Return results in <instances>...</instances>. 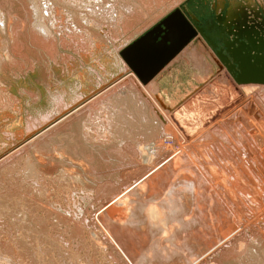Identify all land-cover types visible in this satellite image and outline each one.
<instances>
[{
    "label": "rangeland",
    "instance_id": "obj_1",
    "mask_svg": "<svg viewBox=\"0 0 264 264\" xmlns=\"http://www.w3.org/2000/svg\"><path fill=\"white\" fill-rule=\"evenodd\" d=\"M76 1L77 0H75L74 2ZM91 1H93V3H90L89 1V3H86L87 1H85L82 4L81 1H77V3H73L74 7H76L75 4H77L78 6L75 9H73V6H71V8L69 5L68 7L67 4L64 3L63 8H60L62 13H57L61 17H59L58 15L56 17L54 11V13H49V16L47 15V12L44 13L45 21L52 14L53 19L55 17L59 19L61 18L62 20L64 19L63 21L60 19L61 23H64H62L63 25L60 23V26L62 25L63 29H61L59 26L57 27L58 29L54 27L55 29L53 28V31L51 28V34L54 37V43L57 50L54 55H49L42 45L32 41L31 39L32 35L30 34L32 32L30 31V29L32 27H29L30 20L27 15L28 10L31 8L30 4H28L29 1L0 0V11L3 13L4 20L2 21L4 25L0 27V64L2 63L0 65V169H2V166L8 164L15 166L13 165L14 162V164H16L19 169L17 173H20V176L19 178L17 177V179L19 180L22 178L21 181L19 180L20 182L15 179L7 182L5 180L6 185L2 181L3 179L0 180V183H2L0 184V187L3 186L2 188H0V193L3 194L5 192L4 195H8V193L6 192L15 191V193L17 192L18 194L23 193V197L27 196V199L25 198L27 202L26 206L24 207V210L26 211V213H24V216H27L28 219L33 221L36 219H41L50 222V226H48L49 229L47 231L49 236H54L56 235L55 232H58L59 235L56 236H58V239L60 238L59 242H64V244L68 242V244H66L70 248H68L69 251H71L72 249V251L74 250L75 252H77V249L79 247L78 252L79 254H81V256H83V260L79 264H109L110 260H108V257H111V260L113 261H111V264H134L135 261V264H177V261L179 262V264H181L182 259H176L178 257L177 255L181 253L182 255L184 254V257L187 256V259L189 260L193 258V261H195L194 264H198L197 262H200L204 258V255H202L205 254L204 250H200L203 251V253L201 252V258L200 254H194L193 257V255L189 254L188 252L186 254L183 253L187 251L185 245L182 246V244H180V241L178 240H175L176 244L175 241H172L176 236L175 231L179 229L176 228L175 230H173L172 223L174 221V224H176L184 216V218L186 219H193L194 222H198L201 229L200 231H203V233H201L204 234L202 235L199 232V239H202V242L208 241L209 243H207L209 245L211 242V244H213L217 241L216 239L219 236V234L217 233L220 227V223L222 222V218L228 219L229 221L231 219V222H235L238 217L240 223L243 219V215L241 212L248 211L254 207H264V103L258 101L261 99H257V101L255 100L256 109L248 108L247 110L241 111L239 108L238 110L240 111H237V114L229 117V120L226 119V117L224 118L223 115L227 114L229 111H231V109L234 110L235 106L236 108H238L239 103L242 101V99H244L246 93L239 86L240 83L235 80L234 74L227 69L226 65L217 56L215 50L198 31L196 32L197 34L194 36V38L190 40L188 45L183 47L180 53H178V55H176L158 74L154 76V78L156 79L150 87V82L154 80V78L147 84H143L137 77L135 72L131 69V67L122 58L121 51L128 45H130V43L145 35L149 30L155 28L165 17L171 14L174 10H180L192 25L197 23L196 25L199 24L200 27L205 26L206 22L216 23L215 16L217 14L223 15L227 18L229 16V22H234L237 19V22L235 23L239 27H244L243 25H245V23L250 24L245 25V27H250L253 24L258 23L264 24V0H179V2H177L173 6H168L166 3L167 1L163 2L159 6L156 4V2H152L146 4L144 7L142 5V14L137 16L131 13H125L123 15L124 10H126L124 6L127 4V2H129V5H132L135 3H139L140 0ZM84 3H86L90 7H86V4L84 6ZM104 3H106V5ZM82 5L83 7L89 8L90 11L92 10L93 12H88L89 10L84 8L85 10H87L85 11ZM101 5H104L103 9ZM111 6L112 9L109 12H106V9L110 8ZM216 6H218V8ZM245 6H248L249 9ZM79 7H81L82 9L79 10ZM243 8L247 11V13L241 11ZM250 9L260 10V15L254 16L250 14L248 12ZM79 12L82 14H80ZM103 12L108 14H103ZM72 13H74V15ZM115 14L119 16L115 17ZM91 15L93 16L91 17ZM122 15L124 17L128 16L127 23H125V20H120V22H118V18ZM76 16H87L85 18L89 19L88 21H86L87 19H85L84 22L86 23L84 24V22H81L83 20L81 18L78 19ZM109 16H113L114 19H109ZM68 17L69 25L66 24L68 23ZM192 18H195V20ZM257 18H259L260 20H258ZM106 19L112 21L111 24L110 22L108 24V21H105ZM19 21L21 23H19ZM115 21L117 23H115ZM88 22L90 25L88 24ZM93 22H96L95 25L93 24ZM101 23L103 25H101ZM5 24L10 25L9 27L11 28V30H9L10 28L8 29V26ZM239 24H242V26H240ZM69 26L73 29L69 28ZM109 26H113L114 28H110ZM64 27L67 28L65 29ZM1 29L3 32L1 31ZM7 29L9 33H7ZM84 29L86 30L87 34H85ZM255 29L257 31L259 30L258 27H256ZM55 30H57V33ZM10 32L13 38L12 40L10 38ZM12 32H14V35L12 34ZM71 32L72 34H70ZM209 32L207 33L210 35ZM74 34L75 36H73ZM252 35L254 34L252 33ZM63 38L65 41H63ZM10 40L13 42L12 44ZM62 42L64 44H62ZM215 43L219 46V48L222 45L218 41H215ZM41 47L43 49H41ZM5 52L6 54H4ZM187 53H190V55H188ZM179 55L181 58L174 61V59H176V57H178ZM261 63L264 62L262 61ZM255 68L261 69L262 64L258 63L257 65H255ZM205 69H208L205 73V75L207 74L208 77L204 75V82H202L201 80L197 79L195 73H200ZM223 72H226L225 74L228 75L232 80V83L235 86L234 91H231L229 94H227L226 97L222 99V101L206 99L204 103L206 104L208 110L205 109L204 114L202 111H199L194 114L195 116H191L185 112L180 111L183 102L187 101L191 96L201 90L200 88H202L206 83L212 82L216 76L221 75V73ZM131 76L136 77L137 81L141 86H143V88L144 86L147 87L146 91L148 92V95H153V102H156L154 105L156 107V110L164 112L165 116L167 115L166 118L162 120V122L167 121V123H171L173 128L172 130H175L177 133L176 134L175 131L174 133L173 131H168L169 133L167 134L171 137L165 134L164 131L166 130V128L164 127V123L161 126L160 131L157 130L160 133L159 135L158 133L155 135V140L160 139L162 141H157V143L159 144L158 153L160 155L155 154L151 151L153 154V158L151 157V160L148 159L149 161H146V159L148 158V152L145 151V153H140L145 154L142 156L143 161L141 159L136 160L132 156L133 153L131 148H129L130 144H133V142L135 141L132 139L128 140V135L131 138V134H129L127 126L123 128V120L120 121V123L118 122L121 119L117 121L119 125L116 122L118 126L115 127L114 125H112L113 128L111 126H108L106 121L105 126H103L104 123L102 122L104 120H102V130H107L104 132V134H106L107 136L104 135L101 137L105 138L102 139V143L99 139L93 141L95 138H92V140L90 141L89 136L88 138L84 137V133L82 132L83 129L80 130L81 126L84 123L82 121H85V118L82 117V115H78V121L74 119L72 122L67 124L65 123L63 126L61 125L58 127L61 121L63 122V119H65L70 112L76 111L82 106V104L89 103L90 101H92V99L93 101H95L99 96V92L114 87V84L116 85L119 82L121 84H124V81H126L127 77L129 78ZM245 84L248 83L245 82ZM263 86L264 84H262L251 93L256 92ZM230 94H234V96L232 95V97ZM161 100L164 105L159 104ZM208 101L210 102V104ZM98 103L96 102L95 104H92V107L90 108H96V106H98ZM124 104L125 105H123L122 103L118 104L120 106L115 104V106L117 109L121 107L123 111H127L129 108V110L127 111L129 112L132 108V105L129 102H126ZM208 113L209 116L206 117ZM133 114L134 121L132 122V119L131 122L134 124H136L137 122L139 123L138 116L135 114V112H133ZM202 115H204L205 117H203ZM150 117H152L151 114ZM170 120L172 122H170ZM199 121L202 122L200 123ZM216 121L219 122L215 126L217 127V125L220 126L221 124L223 130L214 131L216 127L213 130L208 129V127H211V125ZM110 128L111 130H108ZM116 128H123L120 132H122L124 136L126 134L128 139L124 137L122 133V135L120 136V132H118L119 130ZM116 130H118V133L114 134L116 133ZM108 131L113 134H108ZM134 133H136V131L133 132V135ZM116 135H118L119 137L116 138ZM173 135L177 136H174L175 140ZM232 135L234 136V138L232 137ZM178 137H181L182 139L179 140ZM34 138H36V142L34 141L35 143H32ZM187 141L189 143H187ZM149 143H151V141H149ZM28 159L35 164L37 168V176H29L28 178L25 177L26 175H24V173L22 172L25 160ZM193 160L195 161V163ZM187 161L189 164L187 163ZM143 165L146 167H144ZM193 165H195L194 168L197 167L195 169L199 172L193 169ZM206 166L209 169H207ZM142 168H144V170L146 171H143ZM191 169L194 171V173H197L196 176H200L199 178L202 180V182H206L207 185L210 184L208 187H210L211 189L207 188V185H205L206 183H202L201 181L195 182L193 180V182H195L193 183L191 180L193 178V171H190ZM16 170L15 174H17ZM208 170L211 171V174ZM173 171L176 173H174ZM191 172L192 174H190ZM187 173L190 175L188 176ZM172 175H177V178ZM201 177H203V179ZM204 179H207V181L209 182L205 181ZM187 180L190 181V187L184 190L186 188V185L184 188L182 184ZM167 181H169V183ZM180 181L182 182L181 185ZM218 181L219 183H222H220L222 188L220 187ZM40 182L44 184V188L40 192H38V194H36L37 191H39L36 187L41 185ZM28 183L30 186L28 185ZM174 183L177 185L179 184L180 188L184 189L179 190V185L177 186ZM33 188L35 189L32 190ZM18 189L19 191H17ZM22 189H29L30 191L26 190L24 192V190L22 191ZM174 191L177 195L173 194L175 193ZM193 191L195 195L193 194ZM211 191L213 192V194L216 192L217 194H215L218 195L220 199L217 198L215 194V196H212ZM41 192H43V194ZM187 193L188 195L191 193L192 196L191 201L188 202V207H186L187 205L181 206L179 203L178 211H175L177 208L174 210L172 206L169 205L167 198L169 199L170 196H173L176 198L174 199H178L179 202L181 201V199H184V197L188 196ZM181 196L184 197L181 198ZM229 197L230 199H227ZM212 199H214V201ZM192 200L193 202L195 201L196 206L202 205L196 209L197 213L191 210V208H194V205H192ZM219 200L220 202L217 203V201ZM221 200H223V202ZM110 201L113 202L111 203ZM18 205L16 206L19 208L10 207L9 212L11 214L8 213L9 216L8 214H5L6 217H11V215L15 216L16 212L22 209V207ZM225 205L229 206L225 207ZM114 206L117 207L115 208ZM201 207H207V209L204 210L206 212L208 211V213H204V210ZM223 207L225 210H227L228 208V212H225V210L223 212ZM199 208L203 210V212ZM123 210H126L125 212L129 213L128 216H126L127 213L123 212ZM217 210H219L220 213ZM230 211L232 212L229 214ZM121 212H123L124 214ZM199 213L201 215L203 214V217L200 216L202 219H200V217L198 216L200 215ZM233 213H237V217L235 215L233 216ZM263 213L264 212L259 213L258 209L256 210V212H254L257 217H255L253 213H250L252 215H249L248 219L246 218L248 222L250 220V223L252 221L254 222L255 229L257 227L259 228H257V231L252 228L258 234L259 232H261V229L263 227V225L261 224V219L258 218ZM115 215L119 216H117L116 219H121L123 215V218L135 217L134 219L136 221H140L143 226L146 225L144 229L146 231H149L151 237L150 235L147 236L146 234L148 233H146L145 235L147 236V239H145L146 236L144 235L143 240L146 241L150 240L149 238H151V242H155V245L152 244V248L154 249L151 251L148 249L149 251L146 252V254L144 253L143 255H138L141 252L140 250L142 249V247H137V245H135L134 247H136L137 254L133 256L126 252L124 253L123 250H120L122 252H119L118 250L114 249L109 243H106L105 238L108 235V231L107 229H105L106 227H103L102 224H105L107 221H109L108 219H114ZM205 216H209L207 218L211 217V219H214L215 221L206 219ZM229 216L232 217L229 218ZM144 217L147 219H144ZM141 220H143L146 224L144 225L143 221ZM217 220L221 221L219 225L217 224ZM257 220L260 223H258ZM67 221H69L71 224L69 222L66 224ZM208 221H212V223H209ZM237 221L236 223H238ZM51 222H55L56 224L54 223L55 225H52ZM234 222L232 223L234 224ZM76 224H83L84 226L82 225V227L87 226L85 228L86 230H84L91 236V240H87L88 238H90L88 234H86L84 240H86L85 242H92V240H94L96 242L94 247L90 243V246L92 247L89 246L85 250V247L78 244V240L80 243H82V241H80L82 240L81 237H78L79 239L71 238L73 237V235L70 236L73 233V226L74 228L78 229V226ZM91 224L94 225V228ZM67 225L68 227H66ZM52 226L54 227L52 228ZM150 226L151 228L154 226L155 227L151 229ZM71 228L72 231L70 230ZM186 228L187 229L185 230L187 231H190L192 233L195 232V234L197 233L194 226ZM181 229L182 228L180 227V230ZM252 231L250 230L249 232L252 233ZM143 232H140L141 237H143ZM249 232L246 233L247 236L250 235ZM214 234L217 235L214 236ZM127 238L131 239L129 235ZM56 243L58 244V241ZM70 244L72 245V248ZM97 245H105L106 249L98 252L99 250L96 247ZM162 250H165L167 252H162ZM169 250H171L170 253H168ZM178 250L179 253L177 254ZM51 252H55L54 260H57L56 262H53H55L56 264H68L66 260L67 254L65 251L57 253V251L52 250ZM86 253L91 254L92 256H89V258H87L84 256L86 255ZM175 255L176 257H174ZM218 255L219 253H214V256L213 254H209L207 256L208 258L213 259L218 257ZM136 256H139L140 258H137ZM91 257L93 258L91 259ZM46 258H49V256H47ZM94 258L97 259H95V262L93 261ZM128 258L130 260L133 258L135 261H133V259L130 261ZM172 258L174 260H172ZM26 259L31 260L28 256L26 257V255H24V262H26L27 264H33L28 263L29 260L27 261ZM91 260L93 262H91ZM171 260L172 262H170ZM189 260H183V262H188ZM50 262L51 261H49V263ZM183 262L182 264H185ZM224 264L247 263L233 260L228 263L225 262Z\"/></svg>",
    "mask_w": 264,
    "mask_h": 264
},
{
    "label": "bare ground",
    "instance_id": "obj_2",
    "mask_svg": "<svg viewBox=\"0 0 264 264\" xmlns=\"http://www.w3.org/2000/svg\"><path fill=\"white\" fill-rule=\"evenodd\" d=\"M27 1H29V3L28 4H30V9L28 10V17H29V20H30V25H29V27H32L31 29H30V31L32 32L30 35H32V37H31V39H32V41H34V42H37V43H39L40 45H42L43 47H44V49L47 51V53L49 54V55H54L55 54V52H56V46H55V41H54V37H53V35L51 34V28H52V30L54 31V29L55 28H57V27H59L60 26V23H61V20L59 19V18H56L57 17V15L59 14V13H62V11L60 10V8H63V5H64V3L65 4H67V6L69 5L70 7L71 6H73V9H75L76 7H78L77 6V4H75L76 5V7H74V5H73V3H77V1L79 2V1H81V4L83 3V2H85V1H87L86 3H93V1H91V0H77L76 2H74L75 0H27ZM89 1V2H88ZM99 1V0H98ZM165 1H167L166 3H167V5L168 6H173V5H175L177 2H179V0H143V1H141L140 0V2L139 3H135V4H132V5H129L128 3L129 2H127V4L124 6L125 7V9L126 10H124V13H123V15L125 14V13H131V14H133V15H135V16H137V15H141L142 14V8L146 5V4H148V3H152V2H156V4L159 6V5H161L163 2H165ZM86 3H84V6H85V4ZM96 3V2H95ZM101 3V2H100ZM100 3H99V5H100ZM109 3V2H108ZM237 3H240V2H237ZM105 5H106V3H104ZM6 5V4H5ZM80 5V4H79ZM92 5V4H91ZM96 5V4H95ZM98 5V6H99ZM142 5H143V7H142ZM238 5V4H237ZM240 5H242V4H240ZM68 6V7H69ZM89 5H87L86 4V7H88ZM94 6V5H93ZM92 6V7H93ZM102 6V9H103V6L104 5H101ZM117 6V5H116ZM115 6V7H116ZM120 6H122V5H120ZM3 7H5V6H3ZM82 7H83V5H82ZM86 7H83V9L85 8V9H87V10H89L88 12H93L92 10L90 11V9L89 8H86ZM90 7V6H89ZM100 7V6H99ZM123 7V8H124ZM241 7V6H240ZM246 8H248V6H245ZM72 8V7H71ZM107 8V7H106ZM105 8V9H106ZM1 9V8H0ZM78 9V8H77ZM76 9V10H77ZM80 9H82L81 7H79V10ZM84 9V10H85ZM99 9V8H98ZM97 9V10H98ZM101 9V10H102ZM112 9V6L110 7V8H108V9H106V12H109L110 10ZM249 9V8H248ZM87 10H85V11H87ZM164 10V9H163ZM9 11V10H8ZM55 13H54V12ZM73 11V10H72ZM84 11V12H85ZM99 11V10H98ZM105 11V10H104ZM118 11V10H117ZM117 11H116V13H117ZM121 11V10H120ZM125 11H127V12H125ZM241 11H244V12H246L247 13V11L246 10H244V8L241 10ZM252 11H256V10H252V9H250L248 12L250 13V14H252ZM6 12V11H5ZM47 12V15L50 13H54V14H56V17L53 19V14L52 15H50V17L45 21V15H44V13H46ZM65 12H66V10H65ZM162 12H164V11H162ZM161 12V13H162ZM58 13V14H57ZM76 13V12H75ZM80 13V12H79ZM99 13V12H98ZM102 13V12H101ZM115 13V12H114ZM15 14V13H14ZM63 14H66V13H63ZM68 14V13H67ZM70 14V13H69ZM73 15H74V13H72ZM77 14V13H76ZM80 14H82V13H80ZM80 14H78V15H80ZM84 14V13H83ZM92 14H94V13H92ZM103 14H106L105 12H103ZM108 14V13H107ZM106 14V15H107ZM130 14V15H131ZM46 15V16H47ZM71 15V14H70ZM77 15V16H78ZM85 15V14H84ZM87 15V14H86ZM89 15V14H88ZM96 15V14H95ZM120 16L118 19V22H120V20H125V23H127V17H124V16ZM129 15V16H130ZM49 16V15H48ZM59 17H61L60 15H58ZM76 16V17H77ZM83 16V15H82ZM77 17L78 19L79 18H81L83 21H81V22H84V20L85 19H87L86 21H88V19L89 18H85V17H87V16H85V17ZM93 15H91V17H92ZM101 16V15H100ZM117 16H119V15H117V14H115V17H117ZM10 17V16H9ZM89 17V16H88ZM90 17V18H91ZM97 17H99V16H97ZM106 17V16H105ZM131 17V16H130ZM129 17V18H130ZM247 17H248V15H247ZM259 17V16H258ZM6 18V17H5ZM47 18V17H46ZM63 18V17H62ZM72 18V17H71ZM109 19H112L113 18V16H109L108 17ZM18 19V18H17ZM68 20H67V22L69 21V17L67 18ZM97 19V18H96ZM114 19V18H113ZM229 19V16H228V18H227V20ZM258 20H260L259 18H257ZM8 20V19H7ZM10 20V19H9ZM12 20V19H11ZM28 20V19H27ZM64 20V19H63ZM62 20V21H63ZM92 20V19H91ZM94 20V19H93ZM132 20V19H131ZM2 21H4L3 20V13L0 11V27H2L4 24H3V22ZM14 21V20H13ZM16 21V20H15ZM77 21V20H76ZM79 21V22H80ZM108 24H109V22H110V24H111V22L112 21H109L108 19H106L105 20ZM122 21V22H123ZM97 22H98V20H97ZM121 22V23H122ZM232 22V21H231ZM235 22H237V19H236V21H234V22H232V23H235ZM10 23V22H9ZM8 23V24H9ZM19 23H21L20 21H19ZM63 23V22H62ZM61 23V24H62ZM86 22H84V24H85ZM96 23V22H95ZM95 23L93 22V24L95 25ZM103 23H104V21H103ZM115 23H117L116 21H115ZM128 23H129V21H128ZM15 24V23H14ZM13 24V25H14ZM64 24V23H63ZM62 24V25H63ZM67 25H69V22L68 23H66ZM78 24V23H77ZM88 24H89V22H88ZM91 24H92V21H91ZM124 24V23H123ZM5 25H7V24H5ZM16 25H18V24H16ZM60 26V28L61 29H63L62 27L63 26ZM90 25V24H89ZM100 25V24H99ZM101 25H103L102 23H101ZM245 25H250V24H246L245 23ZM258 24H253L252 26H257ZM260 26V28L262 29V31H264V24H262V23H260L259 24ZM8 26V29L10 28L9 26L10 25H7ZM19 26H21V25H19ZM64 26H66V25H64ZM74 26V25H73ZM93 26V25H92ZM123 26V25H122ZM195 26H197V25H195ZM12 27H14V26H12ZM16 27H18V26H16ZM15 27V28H16ZM55 27V28H54ZM75 27V26H74ZM77 27V26H76ZM94 27V26H93ZM110 27V26H109ZM113 27V26H112ZM112 27H110V28H112ZM54 28V29H53ZM59 28V29H60ZM65 28V27H64ZM67 28V27H66ZM65 28V29H66ZM69 28H71V29H73L72 27H70L69 26ZM68 28V29H69ZM104 28V27H103ZM108 28V27H107ZM114 28V27H113ZM241 28H243V29H246V28H244V27H241ZM248 28V27H247ZM8 29H7V31H8ZM14 29V28H13ZM13 29H12V31H13ZM58 29V28H57ZM64 29V30H65ZM70 29V30H71ZM76 29H78V28H76ZM79 29H81V28H79ZM83 29V28H82ZM6 30V29H5ZM9 30H11V28L9 29ZM29 30V29H28ZM75 30V29H74ZM73 30V31H74ZM85 30V29H84ZM103 30V29H102ZM114 30V29H113ZM118 30V29H117ZM197 30V29H196ZM1 31H2V29H1ZM15 31V30H14ZM17 31V30H16ZM56 31V33H57V30H55ZM63 31V30H62ZM67 31V30H66ZM72 31V30H71ZM76 31V30H75ZM74 31V32H75ZM78 31V30H77ZM198 32H199V30H197ZM261 31V30H260ZM3 32V31H2ZM59 32V31H58ZM80 32V31H79ZM82 32V31H81ZM85 32V34H87V32H86V30L84 31ZM7 33H9V31L7 32ZM18 33V32H17ZM29 33V32H28ZM67 33V32H66ZM76 33V32H75ZM109 33V32H108ZM200 33V32H199ZM12 34L14 35V32H12ZM70 34H72V32L70 33ZM2 35V34H1ZM8 35V34H7ZM60 35V34H59ZM66 35V34H65ZM69 36V35H68ZM73 36H75V34L73 35ZM81 36V35H80ZM83 36V35H82ZM71 37V36H70ZM10 38H11V40L13 39L12 38V35H11V32H10ZM59 38V37H58ZM85 38H86V36H85ZM30 39V40H31ZM3 40V39H2ZM10 40V41H11ZM60 40H62V39H60ZM59 40V41H60ZM87 40H88V35H87ZM114 40V39H113ZM5 41V40H4ZM63 41H65L64 40V38H63ZM68 41V40H67ZM73 41V40H72ZM71 42V41H70ZM75 42V41H74ZM88 42V41H87ZM13 42L11 41V44H12ZM15 43V42H14ZM67 43V42H66ZM155 43H158V42H156V41H153L152 39H149V38H147V39H145V42H143L142 43V45H140L139 47H138V49L136 50V53L134 54L135 55V59H140V60H136L138 63H141V69L142 70H145L147 67H149V64L150 63H152L153 62V60L151 59V56H156V54L158 53V51L160 50V46H157V45H155ZM5 44V43H4ZM19 44V43H18ZM62 44H64L63 42H62ZM96 44V43H95ZM17 45V44H16ZM71 45V44H70ZM72 45H73V43H72ZM131 45V44H130ZM11 46V45H10ZM14 46V45H13ZM37 46V45H36ZM64 46V45H63ZM62 46V47H63ZM240 45H238V46H236L235 47V49L233 50V51H235L238 47H239ZM18 47V46H17ZM68 47V46H67ZM83 47V46H82ZM41 49H43L42 47H41ZM10 50H11V48H10ZM74 51V50H73ZM183 51V50H182ZM3 52H4V49H3ZM14 52V51H13ZM188 52V51H187ZM180 53V52H179ZM4 54H6V52L4 53ZM184 54H185V52H184ZM188 55H190V53H187ZM17 55V54H16ZM178 55V54H177ZM22 56H24V55H22ZM68 56V55H67ZM0 57H1V55H0ZM8 57V56H7ZM175 57V56H174ZM173 57V58H174ZM186 57V56H185ZM181 57H180V55L178 56V57H176V59H174V61H176L177 59H180ZM1 59V58H0ZM4 59V58H3ZM220 59V58H219ZM9 60V59H8ZM221 60V59H220ZM2 61V60H1ZM12 61V60H11ZM174 61H172V62H174ZM243 62H244V64H245V59H243L242 60ZM254 64H251V66H249V67H251L252 68V70L253 71H255L257 68H255V65H257V59L256 60H251ZM5 62V61H4ZM171 62V63H172ZM223 62V61H222ZM224 63V62H223ZM2 64V63H1ZM0 64V65H1ZM225 64V63H224ZM232 64V63H231ZM231 64H229L230 66H231ZM226 65V64H225ZM252 65H254V66H252ZM227 67V66H226ZM237 68V67H236ZM227 69L230 71V72H235L236 73V75H238V71H240V70H236L235 68H234V66H232L231 67V69H229L228 67H227ZM208 69H205V70H202L200 73H195V75H196V77H197V79L198 80H201L202 82H204L203 81V77H204V75H205V73H206V71H207ZM161 71V70H160ZM210 72V71H209ZM226 72H223V73H221V75H219V76H216L215 77V79L212 81V82H208V83H206L202 88H200L201 90H199L197 93H195L193 96H191L187 101H185V102H183V104H182V106H181V108H180V111L181 112H185V113H187L188 115H191V116H193L196 112H199V111H202L203 112V114H204V110L205 109H207V106H206V104L204 103L205 102V100L206 99H213V100H220V101H222V99L223 98H225L226 97V95L227 94H229L231 91H234V88H235V86H234V84L232 83V80L230 79V77L228 76V75H226L225 74ZM136 74V73H135ZM158 74V73H157ZM211 75V74H210ZM235 75V76H236ZM128 76V75H127ZM205 76H207V74L205 75ZM138 77V76H137ZM208 77V76H207ZM139 78V77H138ZM154 78V77H153ZM152 78V79H153ZM140 79V78H139ZM152 79H150V81L152 80ZM155 79L156 78H154V80H152L151 82H150V85H149V87L154 83V81H155ZM195 80H196V78H195ZM207 80V79H206ZM205 80V81H206ZM209 80V79H208ZM119 81V80H118ZM121 81V80H120ZM123 81V80H122ZM141 81V80H140ZM117 82V81H116ZM115 83V82H114ZM148 83V82H147ZM146 83V84H147ZM248 84H245V82L244 83H241V84H239V86L245 91V93H246V96L244 97V99H242V101L239 103V105H238V108H236V106H235V109L233 110V109H231V111H229L227 114H225V115H223L224 116V118L226 117V119H228L229 120V117H231V116H233V115H235V114H237L238 112L237 111H243V110H247L248 108L249 109H251V108H253V109H256V103H255V100L257 101V99H261V100H258V101H261L262 103H264V86L263 87H261L260 89H258L256 92H254V93H251V92H253L254 90H256L258 87H260L262 84H264V83H254V82H247ZM123 84V83H122ZM120 82L118 83V84H114V87H112V88H109V89H107V90H103V91H101V92H99V96L97 97V99L95 100V101H93V99H92V101H90L89 103H84V104H82V106L80 107V108H78L76 111H72V112H70L67 116H66V118L65 119H63V122L61 121V123H60V125H58V127L59 126H63L65 123L67 124V123H70V122H72L74 119H76L77 120V117H78V115H82V117H84L85 118V121H82V122H84L83 123V128H82V126H81V129L80 130H82L83 129V133H81V134H83L84 135V137L86 138H88V136L90 137L89 139H90V141L92 140V138L94 139L93 141H95L96 139H99V140H101L100 142L102 143V139L104 138H101L102 136H104V135H106V134H104V132L105 131H107V130H102L103 128L101 127L102 126V123H104V125L103 126H105V121L107 122V125L108 126H111L112 127V125H114L115 127L116 126H118L119 124H118V122L120 123V121H122L123 120V122H122V125H124V127L123 128H125V126H127L128 127V129H127V127H126V129L128 130V132H129V134H131L130 136H131V138L129 137V135H128V138H127V135L125 134V136H124V134L122 133V132H120L122 129H118V128H121V127H118V128H116V129H118V130H116V133H114V134H117L118 132H120V136L123 134V136L124 137H126L128 140H134L135 142H133V144H130V146H129V148H131V150H132V156L137 160V159H141L142 160V156L143 155H145L144 153H145V151L146 152H148L147 153V155H148V158L146 159V161L148 160V159H152L153 157V154H152V152L153 153H155V154H158V155H160L159 153H158V151H159V149H158V147H159V144L157 143V141H159L158 139L157 140H155V138H156V134L158 133V135H159V131H160V129H161V126L163 125V123H164V127L166 128V130L164 131V133L165 134H167V133H169L168 131H173V133H174V131L175 130H172L173 128H172V125H171V123H167V121H163L162 122V120H164L165 118H166V116H165V113L164 112H162V111H160V110H156V107L154 106L155 105V103L153 102V95L152 96H150V95H148V92L146 91V86H144V88H143V86H141L140 85V83L137 81V78L136 77H134V76H131V77H127V79H126V81H124V84L122 85ZM113 86V85H112ZM124 87V88H123ZM108 88V87H107ZM193 88V87H192ZM238 89V88H237ZM144 90V91H143ZM251 93V94H250ZM238 94V93H237ZM159 95V94H158ZM231 95V94H230ZM233 96H234V94H232ZM231 95V96H232ZM232 96V97H233ZM159 97V96H158ZM102 98V99H101ZM103 99H105V100H103ZM226 100V99H225ZM231 100V99H230ZM234 100V99H233ZM98 103V106H96V108L94 107V105H93V107L94 108H90V107H92V104H95V103ZM126 102H129L131 105H132V108L130 109V111L129 112H127L128 110H129V108H128V110L126 111H123V109H121V107L120 108H118V109H121V110H118L117 108H116V106H115V104L116 105H118V104H123V105H125L124 103H126ZM160 102V101H159ZM209 102V101H208ZM176 103V102H175ZM206 103H207V101H206ZM159 104H161V105H164L163 103H162V100H161V102L159 103ZM209 104H210V102H209ZM208 104V105H209ZM211 104H212V102H211ZM214 104V103H213ZM236 104V103H235ZM259 104V103H258ZM129 105V104H128ZM127 105V106H128ZM173 105V104H172ZM215 105V104H214ZM213 105V106H214ZM221 105V104H220ZM223 105V104H222ZM118 106H120V105H118ZM124 107V106H123ZM163 107V106H162ZM217 107V106H216ZM261 107V106H260ZM264 107V106H263ZM240 108V110H238ZM221 109V108H220ZM208 110V109H207ZM210 110V109H209ZM212 110V109H211ZM217 110V109H216ZM229 110V109H228ZM262 111V110H261ZM133 112H135V114L138 116V121H139V123L137 122H135L136 124H134V123H132L133 121H134V114H133ZM201 112V113H202ZM213 112V111H212ZM211 112V113H212ZM256 112H258V111H256ZM206 113V112H205ZM210 113V114H211ZM225 113V112H224ZM150 114L152 115V117H150ZM200 114V113H199ZM260 114V113H259ZM176 115H177V113H176ZM218 115V114H217ZM264 115V114H263ZM169 116V115H168ZM195 116V115H194ZM203 117H205L204 115H202ZM207 116H209V113L206 115V117ZM222 116V117H223ZM260 116V115H259ZM81 117V116H80ZM79 117V118H80ZM202 117V118H203ZM168 118V117H167ZM193 118V117H192ZM209 118V117H208ZM256 118V117H255ZM261 118V117H260ZM119 119H121V120H119ZM133 119V120H132ZM196 119V118H195ZM204 119V118H203ZM244 119V118H243ZM84 120V119H83ZM102 120H104L103 122H102ZM119 120V121H118ZM131 120H132V122H131ZM199 120V119H198ZM261 120V119H260ZM78 121V120H77ZM118 121V122H117ZM203 121V120H202ZM201 121V122H202ZM213 121V120H212ZM249 121V120H248ZM264 121V120H263ZM81 122V121H80ZM81 122V123H82ZM102 122V123H101ZM116 122H117V124H116ZM170 122H172L171 120H170ZM200 122V121H199ZM200 122V123H201ZM218 122L219 121H216V122H214L212 125H211V127L209 128L208 127V129H211V130H213L216 126V124H218ZM222 122V121H221ZM251 122V121H250ZM192 123V122H191ZM224 123V122H223ZM241 123V122H240ZM261 123V122H260ZM138 124V125H137ZM250 124V123H249ZM264 124V123H263ZM106 125V126H107ZM192 126H194V125H192ZM263 126V125H262ZM200 127V126H199ZM261 127V126H260ZM106 128V127H105ZM104 128V129H105ZM113 128V127H112ZM194 128V127H193ZM197 128V127H196ZM223 127L221 126V124H220V126H218L217 125V127H216V129L214 130V131H221V130H223L222 129ZM225 128H227V127H225ZM244 128V127H243ZM247 128V127H246ZM107 129V128H106ZM125 129V130H126ZM164 129V128H163ZM108 130H111V128L110 129H108ZM113 130V129H112ZM134 130V131H133ZM157 130H159V131H157ZM246 130V129H245ZM91 131H93V132H91ZM118 131V132H117ZM124 131V130H123ZM136 131V133H134V135H133V132H135ZM162 131V130H161ZM205 131V130H204ZM207 131V130H206ZM209 131V130H208ZM213 131V132H214ZM229 131V130H228ZM109 132V131H108ZM114 132H115V130H114ZM128 132H127V134H128ZM230 132V131H229ZM107 133V132H106ZM122 133V134H121ZM126 133V132H125ZM162 133V132H161ZM175 133H176V131H175ZM108 134H113V133H108ZM177 134V133H176ZM250 134V133H249ZM82 135V136H83ZM157 135V136H158ZM161 135H163V134H161ZM168 135V134H167ZM107 136V135H106ZM111 136V135H110ZM114 136V135H113ZM112 136V137H113ZM122 136V137H123ZM166 136V135H165ZM168 136H170V135H168ZM175 135H173V137H174ZM179 136V135H178ZM182 136V135H181ZM246 136V135H245ZM117 137H119L118 135H116V138ZM171 137V136H170ZM175 137H177V136H175ZM175 137H174V140H175ZM199 137V136H198ZM232 137L234 138V136L232 135ZM247 137V136H246ZM101 138V139H100ZM158 138V137H157ZM162 138V137H161ZM179 138V137H178ZM177 138V139H178ZM248 138V137H247ZM252 138V137H251ZM105 139V138H104ZM107 139V138H106ZM113 139V138H112ZM122 139H125V138H122ZM166 139V138H165ZM176 139V140H177ZM180 139H182L181 137L179 138V140ZM36 138H34L33 139V141H32V143H35L36 141ZM109 140V139H108ZM115 140V139H114ZM236 140V139H235ZM35 141V142H34ZM88 141V140H87ZM111 141V140H110ZM149 141H151V143H149ZM161 141V140H160ZM237 141V140H236ZM106 142H107V140H106ZM113 142V141H112ZM162 142V141H161ZM172 142H174V141H172ZM183 142V141H182ZM124 143V142H123ZM122 143V144H123ZM129 143H131V142H129ZM149 143V144H148ZM186 143V142H185ZM187 143H189L188 141H187ZM38 144V143H37ZM93 144V143H92ZM183 144V143H182ZM210 144V143H209ZM221 144V143H220ZM33 145V144H32ZM184 145V144H183ZM195 145H196V143H195ZM147 146V147H146ZM149 146V147H148ZM190 146V145H189ZM250 146V145H249ZM218 147V146H217ZM123 148V147H122ZM121 148V149H122ZM149 148V149H148ZM195 148V147H194ZM209 148V147H208ZM161 149V148H160ZM220 150V149H219ZM122 151V150H121ZM127 151V150H126ZM152 151V152H151ZM184 151V150H183ZM182 151V152H183ZM195 151V150H194ZM259 151V150H258ZM141 152H144L143 154H140ZM178 152V151H177ZM198 152V151H197ZM213 152V151H212ZM212 152H211V154H212ZM217 152V151H216ZM104 153V152H103ZM123 153V152H122ZM126 153V152H125ZM179 154H180V152H179ZM157 155V156H158ZM182 155V154H181ZM156 156V157H157ZM163 156V155H162ZM210 156V155H209ZM152 157V158H151ZM167 157V156H166ZM172 157V156H171ZM184 157V156H183ZM144 158H145V156H144ZM163 158V157H162ZM173 158V157H172ZM199 158V157H198ZM208 158V157H207ZM165 159V158H164ZM178 159V158H177ZM180 159V158H179ZM184 159V158H183ZM205 160V159H204ZM143 161V160H142ZM149 161V160H148ZM178 161V160H177ZM184 161V160H183ZM194 161V160H193ZM201 161V160H200ZM232 162V161H231ZM187 163H188V161H187ZM193 163V162H192ZM194 163H195V161H194ZM203 163V162H202ZM207 163V162H206ZM253 163V162H252ZM143 164V163H142ZM184 164V163H183ZM186 164V163H185ZM189 164V163H188ZM196 164H197V162H196ZM254 164V163H253ZM13 165H15V166H12V165H10V164H8V165H5V166H2V169H0V180H2L3 182H4V184H5V180H6V182L7 181H11V180H18L17 179V177L19 178V176H20V173H17L18 171H19V169H18V167L16 166V164H14V162H13ZM104 165V164H103ZM199 165V164H198ZM208 165V164H207ZM212 165V164H211ZM140 166V165H139ZM144 166V165H143ZM185 166H187V165H185ZM194 166L195 165H193V169H195V168H197V167H195L194 168ZM142 167V166H141ZM144 167H146V166H144ZM149 167V166H148ZM151 167V166H150ZM205 167V166H204ZM16 168H17V170H16ZM156 168V167H155ZM183 168H185V167H183ZM189 168V167H188ZM206 168H207V166H206ZM239 168V167H238ZM256 168V167H255ZM139 169V168H138ZM143 169V171H146V170H144V168H142ZM154 169V168H153ZM169 169V168H168ZM207 169H209V168H207ZM219 169V168H218ZM15 170H16V173L17 174H15ZM125 170V169H124ZM176 170V169H175ZM196 170V169H195ZM141 171V170H140ZM151 171V170H150ZM149 171V172H150ZM154 171V170H153ZM183 171H185V170H183ZM190 171H193L192 169L190 170ZM196 171H198V170H196ZM209 172H210V174H211V171L210 170H208ZM22 172L24 173V175H26L25 177H28L29 178V176H37V168H36V166H35V164L33 163V162H31L29 159L28 160H25V164H24V166H23V169H22ZM171 172H172V170H171ZM170 172V173H171ZM174 172V171H173ZM199 172V171H198ZM256 172V171H255ZM260 172V171H259ZM169 173V174H170ZM174 173H176V172H174ZM174 173H172V174H174ZM39 174V173H38ZM177 174H178V172H177ZM188 174V173H187ZM190 174H192V172L190 173ZM190 174H188V176L190 175ZM217 174V173H216ZM250 174V173H249ZM23 175V174H22ZM23 175V176H24ZM164 175V174H163ZM197 175V173H194V171H193V174H192V182H193V180L195 181V182H197V181H201L202 182V180L199 178L200 176H196ZM199 175V174H198ZM263 175V174H262ZM172 176H174L175 178H177L175 175H172ZM181 176V175H180ZM40 177V176H39ZM203 177H205V176H203ZM203 177H201L202 179H203ZM214 177V176H213ZM5 178H7V179H5ZM27 178V179H28ZM172 178V177H171ZM212 178V177H211ZM236 178V177H235ZM22 179V178H21ZM21 179H19L20 181H21ZM174 179V178H173ZM172 179V180H173ZM189 179H190V177H189ZM18 180V181H19ZM26 180V179H25ZM183 180H185V179H183ZM205 180V179H204ZM221 180V179H220ZM233 180V179H232ZM19 181V182H20ZM23 181V180H22ZM33 181V180H32ZM39 181V180H38ZM128 181V180H127ZM175 181V180H174ZM173 181V182H174ZM205 181H207V179L205 180ZM225 181V180H224ZM1 182V181H0ZM26 182V181H25ZM168 183H169V181H167ZM179 182V181H178ZM177 182V183H178ZM195 182H193V183H195ZM207 182H209V181H207ZM21 183H23V182H21ZM35 183V182H34ZM41 183V182H40ZM181 181H180V185H181ZM202 183H206V182H202ZM218 183H219V181H218ZM221 183V182H220ZM220 183H219V185H220ZM0 184H2V183H0ZM10 184V183H9ZM37 184V183H36ZM157 184V183H156ZM173 184V183H172ZM175 184V183H174ZM190 181L189 180H187L186 182L184 181L183 182V186H184V188H185V185H186V188L184 189V188H182V189H184V190H186L188 187H190ZM222 184V183H221ZM6 185V184H5ZM8 185V184H7ZM28 185H29V183H28ZM42 185V186H41ZM41 185H39V186H37L36 188H38L37 190H39V191H37V193L36 194H38V192H40L43 188H44V184H42L41 183ZM175 185H177V184H175ZM179 185V184H178ZM177 185V186H178ZM180 185H179V190L181 189L180 188ZM195 185V184H194ZM204 185V184H203ZM205 185H207V183L205 184ZM210 185V184H209ZM209 185H207L206 187L207 188H209V189H211L210 187H208ZM233 185V184H232ZM2 186V185H1ZM14 186V185H13ZM22 186V185H21ZM30 186V185H29ZM32 186V185H31ZM34 186V185H33ZM182 186V187H183ZM3 187V186H2ZM2 187H0V188H2ZM15 187H17V186H15ZM23 187V186H22ZM35 187V186H34ZM195 187V186H194ZM215 187V186H214ZM220 187H221V185H220ZM20 188V187H19ZM114 188V187H113ZM177 188V187H176ZM222 188V187H221ZM225 188V187H224ZM224 188H223V190H224ZM17 189V188H16ZM30 189V188H29ZM29 189H26V190H28V191H30ZM35 188H33L32 190H34ZM181 189V190H182ZM196 189V188H195ZM208 189V190H209ZM1 190V189H0ZM24 190V192L26 191L25 189H22V191ZM176 190V189H175ZM197 190V189H196ZM202 190V189H201ZM203 190H204V188H203ZM229 190V189H228ZM227 190V191H228ZM17 191H19V189L17 190ZM21 191V190H20ZM21 191V192H22ZM195 191V190H194ZM194 191H193V194L195 195V193H194ZM213 191V190H212ZM211 191V192H212ZM11 192V193H10ZM175 192V191H174ZM178 192V191H177ZM207 192H210V191H207ZM207 192H205V193H207ZM215 192V191H214ZM216 192H217V190H216ZM215 192V193H216ZM225 192V191H224ZM229 192V191H228ZM6 193H8V195H4L5 194V192L3 193V194H1L0 193V264H27L26 262H24L25 260H24V255H26V257L28 256L31 260H29V259H26L27 261L29 260V262L28 263H33V264H56L55 262L57 261V260H54V253H52L51 251L53 250H55V251H57V253H59V252H63V251H65L66 252V260H67V262H68V264L70 263V264H79L80 262H82V257L83 256H81V254H79V247H78V253L77 252H75L74 250L72 251V249H71V251H69V247L67 246V244H68V242H66L65 244H64V242L63 243H60L59 241H60V238L58 239V236H56V235H59V233L58 232H55V234L56 235H54V236H52V235H50L49 236V234H48V229H49V227L48 226H50V222H48V221H46V220H41V219H36V220H30V219H28V217L27 216H24V213H26V211L24 210V207L26 206V197L27 196H24L23 197V193L22 194H18L17 192L15 193V191L13 192V191H8V192H6ZM42 194H43V192H41ZM204 193V194H205ZM214 193V194H215ZM10 194V195H9ZM172 194V193H171ZM174 195L176 194V192L175 193H173ZM180 194V193H179ZM213 194V192H212V196L214 195ZM217 194V193H216ZM215 194V195H216ZM220 194V193H219ZM223 194V193H222ZM227 194V193H226ZM177 195V194H176ZM187 195H188V193H187ZM211 195V194H210ZM209 195V196H210ZM214 195V196H215ZM229 195H230V193H229ZM228 195V196H229ZM233 195V194H232ZM189 196V197H188ZM187 197H184V196H181V198H183L184 197V199H181V201H179L178 202V199L177 200H175L176 198L175 197H173V196H170V198L168 199L167 198V200H168V203H169V205H171L172 206V208L175 210L176 208V210L175 211H178V208H179V203H180V205L181 206H186V207H188V202L189 201H191V199H192V196H191V193L188 195ZM211 196V197H212ZM7 197V198H6ZM118 197V196H117ZM216 197L217 198H219L218 197V195H216ZM215 197V198H216ZM225 197V196H224ZM224 197H222V198H224ZM26 198V199H25ZM112 198H114V197H112ZM116 198V197H115ZM175 198V199H174ZM213 198V197H212ZM216 198V199H217ZM221 198V199H222ZM250 198H251V196H250ZM204 199V198H203ZM220 199V198H219ZM227 199H230V197L229 198H227ZM7 200V201H6ZM116 200V199H115ZM213 201H214V199H212ZM232 200H233V197H232ZM231 200V201H232ZM119 201V200H118ZM222 202H223V200H221ZM227 201V200H226ZM20 202V203H19ZM111 202V201H110ZM113 202V201H112ZM111 202V203H112ZM192 202H193V200H192ZM218 202H220V200L219 201H217V203ZM233 202V201H232ZM116 203H117V201H116ZM122 203H124V202H122ZM197 203H198V201H197ZM205 203V202H204ZM216 203V202H215ZM225 203V202H224ZM19 204V205H18ZM202 204V203H201ZM207 204V203H206ZM223 204V203H222ZM233 204V203H232ZM16 205H18V206H21L22 207V209L19 211H17L16 212V215L15 216H12L11 215V217H8L9 216V214L8 213H10L9 212V208L10 207H17ZM108 205H110V204H108ZM191 205V204H190ZM192 205H194V208L192 209L191 208V210L192 211H194V212H196L197 210V208L198 207H200V206H202V205H200V206H196V203H195V201L193 202V204ZM199 205V204H198ZM218 205H221V204H218ZM217 205V206H218ZM230 205V204H229ZM229 205H227V206H229ZM237 205V204H236ZM235 205V206H236ZM120 206V205H119ZM216 206V207H217ZM222 206H224V205H222ZM226 205H225V207H227ZM264 206V205H263ZM115 207V206H114ZM117 207V206H116ZM115 207V208H116ZM17 208H19V207H17ZM119 208V207H118ZM124 208V207H123ZM190 208V207H189ZM203 210L205 209H207V207H201ZM220 208V207H219ZM219 208H216V209H219ZM237 208H238V206H237ZM263 208L264 207H254V208H252V209H250V210H248V211H244V212H241L242 213V215H243V219H242V221L239 223V218L236 216V214H234L233 213V216L235 215L236 217H237V219H238V221H237V219H236V221L238 222V223H236V221L234 222V221H232V222H234V224L231 222V219H230V221L228 220V219H221L222 220V222L221 221H218L217 220V224L219 225V223H220V227H219V230H218V233L217 234H219V236H218V238L216 239L217 241L215 242V243H213V244H209L208 245V243L207 242H202V239H199V235H200V233L202 232L203 233V231H200L201 229H200V226H199V224H198V222H194L193 221V219L191 220V219H186V218H181L176 224H174V221H173V226H172V229L173 230H175L176 228H179V229H177V231H175V239L174 240H172V241H175V240H178V241H180L179 243L180 244H182V246L183 245H185V247H186V252H183V253H189V254H191V255H193V257H194V254H196V255H199L200 254V258H201V256L202 255H204V258L200 261V262H197L198 264H224L225 262H230V261H242V262H244V263H247V264H264V213L263 214H261L260 216H259V218L258 219H261V224L263 225V227H262V229H261V232H259V234L258 233H256V231H257V228L255 229L254 227V222L252 221L251 223H253V224H251L250 223V221L248 222V218H249V215L251 216L252 214H250V213H253V215H255L254 214V212H256V210H258L259 209V213H261V212H264V210H263ZM112 209H114V208H112ZM200 209V208H199ZM198 209V210H199ZM188 210V209H187ZM201 210V209H200ZM203 210H201L202 212H203ZM204 210V213H208V211L206 212ZM220 210H222V209H220ZM224 207H223V212H224ZM236 210V209H235ZM117 211V210H116ZM126 210H123V212H125ZM217 211H219V210H217ZM228 212V208H227V210H225V212ZM261 211V212H260ZM111 212V211H110ZM109 212V213H110ZM123 212H121V213H123ZM131 212V211H130ZM201 212V213H202ZM232 211H230L229 212V214L231 213ZM125 213H127V215L126 216H128V212H125ZM134 213H135V211H134ZM133 213V214H134ZM197 213V212H196ZM219 213H220V211H219ZM8 214V216L6 217V215ZM11 214V213H10ZM124 214V213H123ZM200 214V213H199ZM228 214V213H227ZM192 215V214H191ZM206 215V214H205ZM222 215V214H221ZM224 215V214H223ZM225 215H226V213H225ZM224 215V216H225ZM241 215V214H240ZM240 215H238V216H240ZM259 215V214H258ZM113 216V215H112ZM118 216V215H117ZM116 215L114 216L115 218L114 219H116V217H117ZM124 216V215H123ZM123 216H122V218L121 219H116V220H114V219H112V220H110V219H108L109 221H107L105 224H102L103 225V227H106L105 229H107V233H108V235H107V237L105 238L106 240H105V242L106 243H109L114 249H116V250H118L119 252H122V251H120V250H123V252L125 253H128V254H131V255H136L137 253H136V247H134L135 245H137V247L138 246H141L142 247V249L140 250L141 252L138 254V255H143L144 253L146 254V252H148L149 250L151 251V250H153L154 248H152L153 246H152V244H154L155 242L153 241V242H151V238H149L150 240H146V241H144L143 239H144V235L146 234V233H148V234H146L147 236H149L150 235V237H151V234L149 233V231H146L145 229H144V227L146 226L145 224L146 223H144V221L143 220H141V221H143V223H144V225L145 226H143V224L140 222V221H136L134 218L135 217H125V218H123ZM130 216H133V215H130ZM199 217L200 216H202L203 217V214L201 215H198ZM211 216H213V215H211ZM223 216V217H224ZM13 217H14V219H13ZM119 217V216H118ZM140 217V216H139ZM187 217V216H186ZM206 217V216H205ZM204 217V218H205ZM207 217H209V216H207ZM206 217V219H211V217L210 218H207ZM222 217V216H221ZM226 217H228V216H226ZM225 217V218H226ZM232 217V216H231ZM230 216H229V218H231ZM235 217V218H236ZM254 217V216H253ZM255 217H257L256 215H255ZM113 218V217H112ZM196 218V217H195ZM247 218V219H246ZM70 219V218H69ZM141 219V218H140ZM144 219H147V218H145L144 217ZM153 219H154V217H153ZM165 219V218H164ZM200 219H202L201 217H200ZM252 219H254V218H252ZM104 220V219H103ZM163 220V219H162ZM211 220H214V219H211ZM233 220H235V219H233ZM241 220V219H240ZM246 220V221H245ZM64 221V220H63ZM152 221V220H151ZM215 221V220H214ZM255 221V220H254ZM69 221H67L66 222V224L68 223ZM146 222V221H145ZM148 222V221H147ZM209 223L211 222L212 223V221H208ZM231 222V223H230ZM257 222H258V220H257ZM55 222H51V224L52 225H55L54 224ZM70 223V222H69ZM159 223V222H158ZM258 223H260V222H258ZM257 223V224H258ZM71 224V223H70ZM156 224V223H155ZM160 224V223H159ZM191 224V225H190ZM196 224V225H195ZM198 224V225H197ZM201 224V223H200ZM203 224V223H202ZM251 224V225H250ZM69 225V224H68ZM68 225L66 226V227H68ZM77 225V224H76ZM82 225L83 224H79V225H77L78 226V229H76V228H74V226H73V233L70 235V236H72L73 235V237H71L72 239H74V238H78V237H81V239L82 240H80V241H82V243H80L79 242V240H78V244H80L81 246H83V247H85L84 249L86 250L91 244L93 245V247L95 246V241L94 240H92V242H85L86 240H84V237L86 236V234H88L87 232H85V228L87 227H82ZM91 225H93V224H91ZM90 225V226H91ZM101 225V226H102ZM149 225V224H148ZM192 227V226H194L196 229V231H197V233L195 234V232H190V231H187V230H185V229H187L186 227H190V226ZM204 225V224H203ZM210 225V224H209ZM211 225H213V224H211ZM71 226V225H70ZM80 226V227H79ZM84 226V225H83ZM6 227H7V229H6ZM54 226H52V228H53ZM76 227V226H75ZM155 227V226H154ZM154 227H152V228H154ZM180 227L182 228V229H184V230H180ZM260 227V226H259ZM5 228V229H4ZM70 228V227H69ZM89 228V227H88ZM93 228H94V225H93ZM150 228H151V226H150ZM151 228V229H152ZM197 228H199V229H197ZM252 228H254L256 231H254V229H252ZM59 229V228H58ZM85 229V230H84ZM148 229V228H147ZM190 229V228H189ZM218 229V228H217ZM259 229V228H258ZM71 231H72V228L70 229ZM252 231V233H250L249 231ZM57 231V230H56ZM88 231V230H87ZM138 231H140L141 233L143 232L144 234H143V237H141V233L140 232H138ZM165 231V230H164ZM210 231V230H209ZM219 231H221V232H219ZM90 232H92V231H90ZM184 232V233H183ZM200 232V233H199ZM247 232H249L250 233V235L249 236H247ZM139 233H140V235H139ZM201 233V234H202ZM91 234V233H90ZM164 234V233H163ZM217 234H214V236L215 235H217ZM96 235V234H95ZM105 235V234H104ZM128 235L131 237V239L130 238H127L128 237ZM145 235V236H146ZM161 235H162V233H161ZM165 235V234H164ZM202 235H204V234H202ZM88 236H90L89 234H88ZM147 236H146V238L145 239H147ZM156 236V235H155ZM173 236V235H172ZM86 238H88V237H86ZM154 238V237H153ZM171 238V237H170ZM208 238V237H207ZM79 239V238H78ZM91 240V236H90V238H88L87 240ZM95 239H96V237H95ZM110 239V240H109ZM162 239V238H161ZM168 239V238H167ZM209 239V238H208ZM211 239V238H210ZM58 241V244L56 243ZM156 241V240H155ZM164 241V240H163ZM100 242V241H99ZM170 242V241H169ZM70 243V242H69ZM91 243V244H90ZM106 243H104V244H106ZM161 243V242H160ZM165 243V242H164ZM207 243V244H206ZM100 244V243H99ZM169 244V243H168ZM175 244H176V241H175ZM65 246V248H64V246ZM155 245V244H154ZM70 246H71V248H72V245L70 244ZM181 246V245H180ZM56 247V248H55ZM90 247H92V246H90ZM97 248H98V252H100V251H102L103 249H106V247H105V245H103V246H101V245H97L96 246ZM69 248V249H68ZM165 248H166V246H165ZM169 248V247H168ZM167 248V249H168ZM139 249V248H138ZM149 249V250H148ZM164 249V248H163ZM171 249V248H170ZM82 250V249H81ZM160 250V249H159ZM166 250V249H165ZM164 250V251H165ZM174 250V249H173ZM181 250V249H180ZM182 250H184V249H182ZM200 250H204V253L205 254H202L201 255V252L203 253V251H200ZM163 250H162V252H164ZM170 251L171 250H169L168 251V253H170ZM23 252H24V254H23ZM96 252V251H95ZM104 252V251H103ZM131 252V253H130ZM139 252V251H138ZM165 252H167V251H165ZM174 252H175V250H174ZM112 253V252H111ZM167 253V254H168ZM176 253V252H175ZM179 253V250H178V252H177V254ZM211 255V254H213V256H214V253L216 254V253H219V255H218V257H216V258H208V256L207 255H209V254ZM49 254V255H48ZM166 254V253H165ZM207 254V255H206ZM62 255V254H61ZM94 255V254H93ZM170 255V254H169ZM190 255V256H191ZM47 256H49V258H46ZM85 257H87V258H89V256H92L91 254H88V253H86V255H84ZM171 256V255H170ZM169 256V257H170ZM178 257L176 258V259H178V260H181L182 259V262H183V260H189V259H187V256L186 257H184V254L182 255V253L181 254H179V255H177ZM129 257H130V255H129ZM132 257V256H131ZM137 258L139 257V256H136ZM161 257V256H160ZM168 257V256H167ZM174 257H176V255L174 256ZM192 257V256H191ZM64 258V257H63ZM93 257H91V259H92ZM120 258V257H119ZM125 258V257H124ZM140 258V257H139ZM163 258V257H162ZM199 258V257H198ZM197 258V259H198ZM62 259V258H61ZM95 259L96 258H94V262H95ZM105 259H107V258H105ZM105 259H103V260H105ZM123 259V258H122ZM129 259V258H128ZM128 259H127V261H128ZM133 259V258H132ZM131 259V260H132ZM136 259V258H135ZM165 259V258H164ZM175 259V260H176ZM63 260V259H62ZM97 260V259H96ZM108 260H110L109 261V264H111L113 261L111 260V257H108ZM130 260V259H129ZM130 260V261H131ZM172 260H174L173 258H172ZM172 260L170 261V262H172ZM49 261H51L50 263H49ZM53 261H55V262H53ZM92 260H91V262H93ZM102 261V260H101ZM112 261V262H111ZM133 261H135L134 259H133ZM66 262V263H67ZM115 262V261H114ZM167 262V261H166ZM182 262H181V264H182ZM131 263V262H130ZM135 263H136V261H135ZM134 263V264H135ZM162 263V262H161ZM164 263V262H163ZM183 263H185V264H194L195 263V261H193V258L192 259H190L188 262H183ZM240 263V262H239ZM60 264V263H59ZM93 264V263H92ZM98 264V263H97ZM126 264H129V263H126ZM171 264V263H170ZM174 264V263H173ZM177 264H179V262L177 261Z\"/></svg>",
    "mask_w": 264,
    "mask_h": 264
},
{
    "label": "water",
    "instance_id": "obj_3",
    "mask_svg": "<svg viewBox=\"0 0 264 264\" xmlns=\"http://www.w3.org/2000/svg\"><path fill=\"white\" fill-rule=\"evenodd\" d=\"M192 19L195 20V18ZM240 25L242 26V24ZM243 26L246 28L245 25ZM257 27L261 31L254 29L248 30L236 26V31L234 32V34L237 36L235 38V43L240 45V47L233 51L234 48H231V45H235V47L237 45H229L224 41V46L226 47L225 52H223L222 48L217 52L218 57L226 64L229 69L234 66L236 70H240L238 71V75L235 76V80L240 84L244 82L264 83V63H261L262 61L264 62V50L262 49V46H259L257 43V41L261 40V35L264 34V31H262L258 25ZM196 29L199 30L200 34L202 33V28H200L198 25H192L180 10H174L155 28L149 30L145 35L139 37L130 43L131 45H128L126 48H124L121 51V56L140 78L141 82L146 84L157 73H159L160 70H162L173 59V57L181 51L183 47L188 45L190 40H192L197 34ZM159 30H161L163 34H158ZM252 33L254 35H252ZM147 38L158 42L155 43V45L160 46V50L156 56H151L153 62L149 64V67H147L145 70H142L141 63H138L134 59V54L136 53L138 47L142 45V43L145 42V39ZM241 52L245 53L244 57H241ZM252 53H255L253 58L257 59V64H262L261 69L257 68L255 71H253L252 68L249 67L251 64H254L251 61ZM243 59H245V64L242 61ZM229 64H231V66Z\"/></svg>",
    "mask_w": 264,
    "mask_h": 264
},
{
    "label": "flooded vegetation",
    "instance_id": "obj_4",
    "mask_svg": "<svg viewBox=\"0 0 264 264\" xmlns=\"http://www.w3.org/2000/svg\"><path fill=\"white\" fill-rule=\"evenodd\" d=\"M252 15H254V16L260 15V10H256V12L252 11ZM226 20H227V17L217 14L215 16L216 23L215 22H211V23H209V22L207 23L206 22L205 26H201V27L198 24L199 27L202 28L201 35L210 44V46L215 50L216 54L221 48L223 49V52H225L226 47L224 46V41L226 43H228L229 45L236 44L238 46V44L235 43V38L237 36L234 34V32L236 31L235 27L238 26V25L236 23H232V22H229L227 20L229 22L228 23ZM196 24H194V25H196ZM259 24L260 23H258V26H260ZM256 27L257 26H250L248 28L246 27V29H248V30H252V29L256 30L255 29ZM209 31H211V32H209ZM207 32H209L210 35ZM160 33L163 34V32L161 30H159L158 34H160ZM261 37H262L261 40L257 41V43L259 44V46H262V49L264 50V34L261 35ZM215 41H218V42H220L222 44L220 48L215 43ZM250 46H251V43H250ZM231 48L235 49V45H231ZM244 54L245 53L241 52V57H244ZM254 56H255V53H252V59L251 60H253V61L256 60L255 58H253ZM258 59H259V57H258ZM232 73L234 74V77H235L236 73L235 72H232Z\"/></svg>",
    "mask_w": 264,
    "mask_h": 264
},
{
    "label": "crops",
    "instance_id": "obj_5",
    "mask_svg": "<svg viewBox=\"0 0 264 264\" xmlns=\"http://www.w3.org/2000/svg\"><path fill=\"white\" fill-rule=\"evenodd\" d=\"M215 5V4H214ZM219 5H221V4H219ZM217 8H218V6H216ZM222 7V6H221ZM220 9V8H219ZM237 16V15H236Z\"/></svg>",
    "mask_w": 264,
    "mask_h": 264
}]
</instances>
